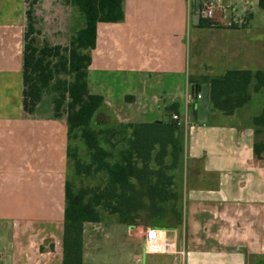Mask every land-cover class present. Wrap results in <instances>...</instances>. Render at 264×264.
I'll return each mask as SVG.
<instances>
[{
    "label": "crops",
    "instance_id": "0c3cea01",
    "mask_svg": "<svg viewBox=\"0 0 264 264\" xmlns=\"http://www.w3.org/2000/svg\"><path fill=\"white\" fill-rule=\"evenodd\" d=\"M32 1L0 0V264H63L71 142L66 116L54 117L51 97L33 115L23 106ZM203 1L125 0L122 22L97 26L88 85L104 98L93 118L106 121L98 129L169 122L171 114L181 119L183 155L165 205L181 215L156 228L175 253H148L137 238L136 264H147L149 255L151 264H264V159L254 156L253 129L264 89L252 91L232 115L210 103L206 123L197 119L200 100L192 90L197 85L201 93L206 79L228 71H264V9L259 0L250 2L257 9L214 0V19L203 25L202 16L195 20ZM62 7V0H38L34 16ZM104 222L84 225L83 264H95L105 237L88 230L103 232Z\"/></svg>",
    "mask_w": 264,
    "mask_h": 264
},
{
    "label": "trees",
    "instance_id": "16d2710c",
    "mask_svg": "<svg viewBox=\"0 0 264 264\" xmlns=\"http://www.w3.org/2000/svg\"><path fill=\"white\" fill-rule=\"evenodd\" d=\"M27 11L23 62V106L33 115L46 96L51 97L55 118L66 116L68 158L77 177L103 174L104 188L80 187L67 180L65 185L63 264H83L84 225L100 223L102 207L117 214L120 223H151L167 215L166 203L172 199V170L183 155L182 128L179 121L153 123H120L96 128L93 118L104 104L101 95L92 94L88 85L91 51L97 45L98 23H119L125 18V0H64L76 7L84 26L71 37L68 46H40L35 37L34 5ZM264 9V0H259ZM203 25L211 23L204 20ZM247 24V23H245ZM192 83L193 80L190 79ZM210 85L213 108L232 115L251 101L252 91L264 89V71H228L206 79ZM254 86L252 88V84ZM254 156L264 159V109L253 118ZM109 149H106L100 139ZM85 144L89 161L83 160L72 143ZM122 147L116 151L117 147ZM168 158L171 162L168 163ZM156 225L151 228H160Z\"/></svg>",
    "mask_w": 264,
    "mask_h": 264
},
{
    "label": "rangeland",
    "instance_id": "374dc122",
    "mask_svg": "<svg viewBox=\"0 0 264 264\" xmlns=\"http://www.w3.org/2000/svg\"><path fill=\"white\" fill-rule=\"evenodd\" d=\"M33 2V1H32ZM238 7L247 4L249 8L257 9V4H250L251 0H235ZM63 7L61 12L53 15L52 11L39 9L36 18V29L39 34L35 37L38 39V44L43 45L44 42H49L52 45L68 46L71 37L79 31L84 25V18L75 8L65 7L63 0ZM50 98L44 100V107H49ZM105 119H99L93 121L94 127L98 128L99 124H105ZM78 143L79 155L83 160L89 161V157L86 152V147L81 140L74 141ZM101 144L109 149V145L100 139ZM122 146L119 145L116 149L119 150ZM77 188H104L106 179L103 174H99L96 177H77L74 173L69 177ZM100 212L103 216L104 227L102 229L94 227L88 230V233L94 236L100 237V234L104 235V240L100 243V251L96 254L95 264H136L132 255L137 254V238L144 243L145 232L148 228L159 225L165 226L169 223L176 221L180 218L181 211L179 209H167V215L163 219H157L151 223H145L143 220L136 222L134 225L120 223L119 216L117 214H109L108 211L100 208ZM154 256H147V264H151L154 260Z\"/></svg>",
    "mask_w": 264,
    "mask_h": 264
},
{
    "label": "built area",
    "instance_id": "2783aa9c",
    "mask_svg": "<svg viewBox=\"0 0 264 264\" xmlns=\"http://www.w3.org/2000/svg\"><path fill=\"white\" fill-rule=\"evenodd\" d=\"M216 11V3L214 0H204L200 7V16L206 20L214 19ZM200 98V95H198ZM171 118L181 121L176 114H171ZM160 230L156 228H148L145 233L144 243L145 250L148 253H175L173 246L160 234Z\"/></svg>",
    "mask_w": 264,
    "mask_h": 264
},
{
    "label": "water",
    "instance_id": "95a60500",
    "mask_svg": "<svg viewBox=\"0 0 264 264\" xmlns=\"http://www.w3.org/2000/svg\"><path fill=\"white\" fill-rule=\"evenodd\" d=\"M199 19L200 2L198 3L197 13L195 14V20L199 21ZM192 90L196 92V95H200V101L197 108V119L200 123H206L210 111V86L208 84L203 85L201 93H199V87L197 85L192 86Z\"/></svg>",
    "mask_w": 264,
    "mask_h": 264
}]
</instances>
